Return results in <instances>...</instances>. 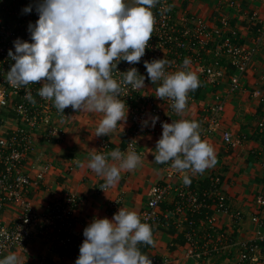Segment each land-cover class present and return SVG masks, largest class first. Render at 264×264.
Here are the masks:
<instances>
[{"label": "crops", "instance_id": "crops-1", "mask_svg": "<svg viewBox=\"0 0 264 264\" xmlns=\"http://www.w3.org/2000/svg\"><path fill=\"white\" fill-rule=\"evenodd\" d=\"M234 1L230 7L227 0H170V6L177 14L186 12L204 19L213 29L220 26V21L226 20L238 32L239 42L250 47L255 43L258 32L264 33V0ZM179 70L196 72L200 87L188 93L183 113L166 114L163 123L182 119L198 121L201 139L215 149L217 162L214 167L195 175L190 171H179L178 177L168 179L166 167L171 161L163 164L154 162L162 127L156 133L144 132L132 138L130 109L126 106V122H119L123 126L118 124L108 135L97 137L96 128L103 114L73 110L64 117L51 120L52 127L57 130L53 135H33V150L23 172L32 180L41 175L42 180L36 181L28 197L37 209H43L64 194H72L76 199L75 213L86 227L94 217L111 219L120 207L136 211L141 219L152 191L171 183L175 190L159 205L158 221L148 223L152 227L154 244L141 243L138 245L140 251L148 254L153 264H239L240 244L264 248V240L261 239L264 227L250 220L256 212L254 198L260 193L264 180V127L259 128L260 123L264 124V107L252 96L255 89L264 88V45L241 77L240 89L235 92H230L232 69L227 70L220 85L209 83L193 66ZM160 83L151 82L144 89H139L132 104L145 107L147 115L150 113L146 97L161 107L160 98L156 95ZM220 101L223 110L219 115V129L202 136L207 127L203 120L209 106ZM1 118L4 119V115L0 110ZM7 119L0 127V134L4 137L16 124ZM225 130L231 133L232 143L223 142ZM104 141L109 146L105 151L109 163H113L109 153L116 149L122 153L135 151L142 161L135 170L121 171L119 182L105 193L100 189L104 178L87 168V162L97 154L95 150L101 152L100 145ZM130 141H133L132 148L128 146ZM185 174L192 181L188 186L183 183ZM212 178L218 180L217 187L227 198L226 213L219 214L215 203L209 199L204 201L205 205L197 203L194 211L185 205L182 212L175 213L176 190L201 195L212 188ZM14 210L7 207L4 216L10 217ZM235 214L241 215L240 219H236ZM39 232L37 228L25 254L13 251L22 258L23 264H74L69 256H79L80 243L69 252H58L53 249L51 241L54 235L45 238ZM198 255L206 257V260H199Z\"/></svg>", "mask_w": 264, "mask_h": 264}, {"label": "clouds", "instance_id": "clouds-1", "mask_svg": "<svg viewBox=\"0 0 264 264\" xmlns=\"http://www.w3.org/2000/svg\"><path fill=\"white\" fill-rule=\"evenodd\" d=\"M159 0H34L23 7V14L35 10L38 19L29 22L30 41L17 38L8 57L14 61L6 74L14 88H26L41 82L37 95L53 100L55 108L64 113L71 106L80 112L102 113L96 136H105L123 126L128 108L120 99L122 91L145 88V76L136 67L119 72L122 80L113 78V70L121 61L135 65L141 61L152 37L155 17L152 9ZM171 62L163 59L145 60L144 67L156 89L158 98H169L177 113L187 107L188 93L200 87L194 71L166 72ZM183 61V69L190 65ZM25 98L36 103L31 91ZM159 116L143 120L142 126L154 128ZM162 135L156 142L154 162L171 161L178 170L202 174L216 164L214 147L201 139L200 124L196 120L182 119L162 123ZM87 168L104 178L101 190L115 187L121 171L137 169L142 161L135 152L122 153L116 149L109 153L113 163L95 150ZM84 165H81L83 167ZM191 178L185 174L183 183ZM84 240L74 264H153L139 244H154L150 224L142 222L136 211L119 208L112 218L94 217L83 230ZM0 264H23L15 252L0 258Z\"/></svg>", "mask_w": 264, "mask_h": 264}, {"label": "built area", "instance_id": "built-area-1", "mask_svg": "<svg viewBox=\"0 0 264 264\" xmlns=\"http://www.w3.org/2000/svg\"><path fill=\"white\" fill-rule=\"evenodd\" d=\"M33 2L34 0H0V110L4 115V119H0V127L7 118L16 123L14 129L7 131V137L0 134V258L15 250L25 254L37 228L40 229L39 234L45 238L54 235L51 241L53 249L58 252L62 250L69 252L78 243L81 245L84 240L82 234L84 222L75 213L76 199L72 194H64L55 202L46 204L43 209H37L28 197L36 181L42 180L41 175L32 180L23 172V166L33 150V135L39 134L42 137L53 135L57 130L52 127L51 120L59 116L64 117L73 111L69 106L61 113L55 108L53 100L37 95L39 87L42 86L41 82L29 84L26 88H14L7 82L6 74L14 63L8 57L10 49L14 52L13 41L21 38L31 42L27 26L29 22L34 23L38 15L35 10L30 14H23L22 9ZM234 2L227 0L230 7L235 4ZM170 5V0H159L152 9L156 22L144 57L135 65L125 61L119 62L117 69L113 70V78L120 81L122 76L119 72L123 73L131 67H136L139 73L145 76V85H149L151 80L144 67L145 60L165 58L171 62L166 66V72L173 73L183 69L184 59L190 58L189 66L195 67L199 74L214 85H220L227 70L232 69L233 74L229 78L230 92L238 91L241 77L250 68L259 49L264 45V33L258 32L255 43L248 47L239 42L238 32L230 27L226 20L220 21V26L213 29L200 17L186 12L177 14ZM26 91H31L36 103H31L25 98ZM139 91L128 85L119 97L130 109L132 138L144 132L156 133L161 128L164 116L175 112L171 99H160L159 107L152 102L153 99L146 97L149 117L159 116V121L154 128L143 127L142 122L148 117L147 111L145 107L132 104L134 96ZM252 96L264 107V88L255 89ZM222 110V101L209 106L208 114L203 120L207 127L202 131V136L219 129V115ZM263 127L264 124L260 123L259 128ZM222 140L226 144L232 143L231 133L223 131ZM128 146L132 148L133 141H130ZM100 147L106 156L105 151L109 148L107 142H102ZM166 169L168 179L178 177L179 171L174 169L171 163ZM211 184L212 188L201 195L176 190L175 213L182 212L185 205L194 211L197 203L199 206L205 205L204 201L208 199L215 203L219 214L226 213L228 202L224 193L217 187L218 180L212 178ZM174 190L175 187L173 188L171 183L162 188H155L147 201L146 209L142 212L141 220L145 223L157 222L159 205ZM254 204L256 212L251 215L250 220L264 227V183L260 193L255 196ZM7 207L15 209L8 218L4 216ZM240 216L235 214L236 219H240ZM261 239L264 240V235ZM240 245L237 255L239 264H264V248L253 244ZM69 257L73 263L78 258ZM197 258L201 261L206 260V257L201 255Z\"/></svg>", "mask_w": 264, "mask_h": 264}, {"label": "trees", "instance_id": "trees-1", "mask_svg": "<svg viewBox=\"0 0 264 264\" xmlns=\"http://www.w3.org/2000/svg\"><path fill=\"white\" fill-rule=\"evenodd\" d=\"M262 183H264V180H263V182Z\"/></svg>", "mask_w": 264, "mask_h": 264}, {"label": "rangeland", "instance_id": "rangeland-1", "mask_svg": "<svg viewBox=\"0 0 264 264\" xmlns=\"http://www.w3.org/2000/svg\"><path fill=\"white\" fill-rule=\"evenodd\" d=\"M255 199V198H254Z\"/></svg>", "mask_w": 264, "mask_h": 264}]
</instances>
